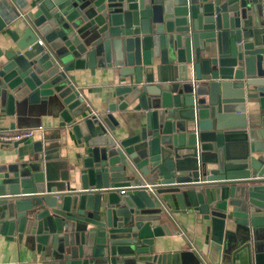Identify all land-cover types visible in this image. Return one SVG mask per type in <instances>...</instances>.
<instances>
[{
	"label": "water",
	"instance_id": "95a60500",
	"mask_svg": "<svg viewBox=\"0 0 264 264\" xmlns=\"http://www.w3.org/2000/svg\"><path fill=\"white\" fill-rule=\"evenodd\" d=\"M24 7L0 17V113L58 123L0 170V238L49 264H264V0ZM87 70L115 81L107 113ZM178 214L204 245L158 252Z\"/></svg>",
	"mask_w": 264,
	"mask_h": 264
},
{
	"label": "crops",
	"instance_id": "0c3cea01",
	"mask_svg": "<svg viewBox=\"0 0 264 264\" xmlns=\"http://www.w3.org/2000/svg\"><path fill=\"white\" fill-rule=\"evenodd\" d=\"M32 0H0V17H10L13 10L20 13H26L27 7L25 2ZM6 35L0 34V49L6 48ZM77 86L90 107V113L103 114L107 113L110 105L116 102L114 95V79L109 71L87 70L77 73ZM124 127L127 126L120 113L114 114ZM10 119L0 113V127L10 129ZM57 121L52 118H42V129L32 130L34 132L30 141L16 146H6L0 149V170H7L19 163L29 155V147L32 143L39 141L43 132L57 125ZM178 225L176 230L177 236L165 237L157 241L158 252H175L186 245L184 236L192 238V245L203 246L205 229H197L193 220L184 215H177ZM189 241V240H188ZM0 264H49L44 261L37 252H32L26 245H19L17 242H7L4 238H0Z\"/></svg>",
	"mask_w": 264,
	"mask_h": 264
},
{
	"label": "built area",
	"instance_id": "2783aa9c",
	"mask_svg": "<svg viewBox=\"0 0 264 264\" xmlns=\"http://www.w3.org/2000/svg\"><path fill=\"white\" fill-rule=\"evenodd\" d=\"M97 115V113H93ZM34 132L32 130H20V129H3L0 127V149L6 146H14L16 143H19L24 140L31 139L33 137ZM190 242L192 238H188V236H184Z\"/></svg>",
	"mask_w": 264,
	"mask_h": 264
}]
</instances>
